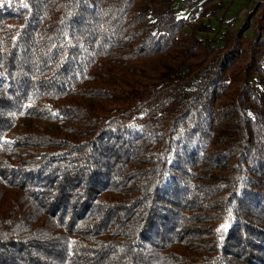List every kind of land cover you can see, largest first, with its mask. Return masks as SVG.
<instances>
[{
	"label": "trees",
	"instance_id": "16d2710c",
	"mask_svg": "<svg viewBox=\"0 0 264 264\" xmlns=\"http://www.w3.org/2000/svg\"><path fill=\"white\" fill-rule=\"evenodd\" d=\"M219 8L0 0V264H264V1Z\"/></svg>",
	"mask_w": 264,
	"mask_h": 264
},
{
	"label": "rangeland",
	"instance_id": "374dc122",
	"mask_svg": "<svg viewBox=\"0 0 264 264\" xmlns=\"http://www.w3.org/2000/svg\"><path fill=\"white\" fill-rule=\"evenodd\" d=\"M264 0H214V4H219L220 8L215 12V17L204 18V22L207 26H211L213 31L207 34V38L213 45H221L222 35L225 30H233L240 24L245 11L249 9L253 2ZM182 15L183 13L179 12ZM246 36H251V30L249 29L245 33ZM200 36H203L201 33Z\"/></svg>",
	"mask_w": 264,
	"mask_h": 264
}]
</instances>
